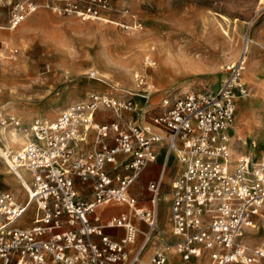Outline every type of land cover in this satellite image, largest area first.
<instances>
[{
    "label": "built area",
    "instance_id": "1",
    "mask_svg": "<svg viewBox=\"0 0 264 264\" xmlns=\"http://www.w3.org/2000/svg\"><path fill=\"white\" fill-rule=\"evenodd\" d=\"M40 7L83 21L114 12L108 0H0V31L15 30ZM248 42L246 35L239 60L226 68L229 75L215 94L167 97L151 113L135 102H147V95H117L111 86L108 94L91 93L67 106L54 121L35 120L23 130L27 140L17 152L0 148L24 193L0 190V264H166L171 250L186 262L264 264V243L242 241L264 219V161L235 157L229 134L237 100L248 92L240 82ZM89 78L98 80L92 71ZM12 127L21 129L20 122L0 115V128ZM161 152V170L146 185L144 207L132 188ZM171 162L180 167L170 185L172 242L159 224ZM115 207L126 209L105 215ZM149 248L153 252L144 259Z\"/></svg>",
    "mask_w": 264,
    "mask_h": 264
},
{
    "label": "rangeland",
    "instance_id": "2",
    "mask_svg": "<svg viewBox=\"0 0 264 264\" xmlns=\"http://www.w3.org/2000/svg\"><path fill=\"white\" fill-rule=\"evenodd\" d=\"M34 1L39 5L47 1L60 3V0ZM108 1L114 12H103L101 19L83 21L75 15L40 7L15 30L0 31V115L13 116L22 129L12 127L6 131L18 130L25 140L23 130L35 120L54 121L67 106L86 100L91 93L108 94L111 86L117 87V95L123 94L122 91L147 95L148 102L140 98H135V102L144 110H152L151 113L159 112L162 100L167 97L215 94L229 75L226 68L240 56L244 36L249 31L251 41L255 37L261 44L251 42L248 48L240 77L248 92L237 100L234 132L230 137L235 157L247 154L254 162L262 160L264 156L259 150L264 149V9L259 16L255 13L264 0ZM253 17V26L247 31V23ZM132 22L139 23L141 28L125 30L114 24ZM226 42L230 48L228 56L223 53ZM196 45L210 49L211 54L203 63L198 54H189V48ZM182 48L188 49L183 55L190 57L192 63L177 58L178 66L169 67V77L157 76L151 64L153 55L163 56L171 50L179 56L178 49ZM45 65H49V71ZM91 71L106 82L90 79ZM141 80L144 84L139 85ZM0 138L3 140L2 134ZM1 139L0 148L8 149ZM9 144L13 151L23 145ZM176 167L173 162L169 165L162 190L166 193L176 180ZM158 168L160 171L161 166ZM13 175L0 157V190L21 197L24 193ZM138 178L132 193L142 203L147 200V178ZM163 195L161 218L166 223L168 199H163ZM262 222L257 219L255 228L245 232L244 244L255 247L264 243V226L257 229ZM166 224L167 229L163 223L162 226L169 237L170 226ZM168 256L166 264L173 258L184 262L174 250ZM201 264H206L204 258Z\"/></svg>",
    "mask_w": 264,
    "mask_h": 264
},
{
    "label": "bare ground",
    "instance_id": "3",
    "mask_svg": "<svg viewBox=\"0 0 264 264\" xmlns=\"http://www.w3.org/2000/svg\"><path fill=\"white\" fill-rule=\"evenodd\" d=\"M264 9V5H262V7L255 13L257 16H259L260 14H261V11ZM226 37H229V33H227V35H226ZM230 38V37H229ZM253 39H252V41H251V39L249 38V42H248V45L246 46L247 47V53H248V46H249V44L252 42V43H254V45H256V46H259L261 43H260V41L258 40V39H256L255 37H252ZM227 42H228V40H227ZM226 42V48H225V50L223 51V53H225V55L226 56H228V53L226 54V52H229L230 51V48H229V46H228V43ZM229 45H230V42H229ZM224 46H225V44H224ZM232 46V45H231ZM151 48V47H150ZM207 50H205V48H202V46L201 45H196L194 48H189V51H190V53L189 54H191V53H194V54H198V60L200 61V62H205V60H206V56H208L209 54H211V52H210V49H208V48H206ZM149 49H147V51H148ZM152 50V49H151ZM187 48H182V49H178V51H179V53H178V55L179 56H175L174 55V53H172V51L171 50H168L167 51V54L164 56H162V53H158V54H155V55H153V58H154V60H153V62H151V64H152V66L155 68V70L157 71L156 72V74H157V76H160V77H169V75H170V71H169V67H174V66H178V64L177 63H175V62H177V58H180V59H182L183 60V62H186V63H188V64H190V63H192V59L190 58V57H188V56H185V55H183L184 53H186L187 52ZM151 53V52H150ZM147 54V53H146ZM148 56V55H147ZM241 56V55H240ZM240 56L238 57V59L236 60V62L239 60V58H240ZM241 59H242V57H241ZM182 60H180V61H182ZM246 60H247V56H244V63L246 62ZM235 62V63H236ZM125 68V67H124ZM94 72V71H93ZM98 74H99V72H98ZM98 79H100V80H102V81H104V82H106L104 79H102V78H98ZM259 80V79H258ZM143 80H141L140 82H139V85L140 84H142L143 82H142ZM225 81V80H224ZM260 82V81H259ZM144 84V83H143ZM233 129V128H232ZM231 129V130H232ZM231 130L229 131V133L231 132ZM18 130H15V129H10L9 131H6V130H4V129H0V134H2V138H3V140H2V142L8 147V148H10V146L9 145H11V144H9V143H13V144H18V145H22V144H24L25 143V141L27 140V137H26V135H25V137L23 136V138L25 139V140H23L22 138H21V135L17 132ZM234 132V131H233ZM23 140V141H22ZM5 141V142H4ZM6 149V148H5ZM11 149V148H10ZM14 152H17L16 150L14 151ZM259 153H261L262 154V157L264 156V149H260L259 150ZM261 161H264V158L261 160ZM254 162V161H253ZM258 162V161H257ZM255 163V162H254ZM10 171V170H9ZM10 173H12L11 171H10ZM6 174H9V173H6ZM8 177V176H7ZM15 179H16V177H14ZM11 179H13V178H11ZM14 181V180H13ZM16 181V180H15ZM17 190H19V187H17L16 188ZM168 198H170V197H168V195H165L164 196V198L163 199H165L166 201H167V199ZM263 220V224H261V226H259L257 229H260L261 227H263L264 226V219H262ZM169 223V222H168ZM164 224V223H163ZM165 225V224H164ZM255 228V226L253 227V229ZM173 251V250H172ZM184 261V260H183ZM169 264H201V260L199 259V258H196V259H193V260H190L188 263H186V261L185 262H181L179 259H177V258H173V259H171L170 261H169Z\"/></svg>",
    "mask_w": 264,
    "mask_h": 264
},
{
    "label": "crops",
    "instance_id": "4",
    "mask_svg": "<svg viewBox=\"0 0 264 264\" xmlns=\"http://www.w3.org/2000/svg\"><path fill=\"white\" fill-rule=\"evenodd\" d=\"M246 35H248V37L250 36V33H249V31L245 34V36ZM244 36V37H245ZM252 46V43H250L249 44V46H248V48L249 47H251ZM249 52V51H248ZM100 82H103V81H101V80H99ZM104 83V82H103ZM148 102V101H147ZM160 111V110H159ZM101 115H103V113H98L97 115H96V119H97V121H99L100 120V118H101ZM100 122V121H99ZM233 130L234 129H232L231 130V132L229 133L230 134V136L231 135H233ZM163 147V145H161V148ZM158 162H156V163H154V164H150L142 173H141V175H140V177H144V178H147V181H146V184H148V182H150V181H153V180H155V178H156V176L158 177V175H159V173H160V171H159V168H158V166H161V164H162V162H163V152H161L160 153V155H159V157H158V160H157ZM261 161V160H260ZM174 163V162H173ZM180 169V167L179 166H177L176 167V170H175V174H176V177H177V175H178V170ZM169 173V172H168ZM167 173V174H168ZM152 176V177H151ZM148 177H150L149 179H148ZM175 177V178H176ZM134 187H135V185H134ZM133 187V188H134ZM164 187V186H163ZM133 188H132V190H133ZM162 190H163V188H162ZM133 194V193H132ZM147 194V193H146ZM162 194H164V195H168V197H170V198H172L171 197V190H170V192L169 193H166V192H164V191H162ZM134 195V194H133ZM163 195V196H164ZM138 197V196H137ZM170 198H168V215H169V206H170ZM147 200H146V202H142V203H139L140 205H142V206H144V207H146L147 206ZM161 209H162V202L160 203V207H159V224H160V227H161V229H162V231L164 232V234H165V236H166V239L168 240V241H170V242H172L173 241V237H172V233H171V225H170V221H169V216H168V221L167 222H169L168 224H169V226H170V236L168 237L167 236V233H165V230H164V228H163V226H162V223H164L165 225V228H166V226H167V222L165 223V222H163V220H162V218H161ZM122 211H125V210H123V208H120V207H115V208H110V209H108L107 211H106V213H105V215H111V214H116V213H119V212H122ZM142 228L144 227V226H141ZM167 229V228H166ZM167 231H169V230H167ZM107 234H114V235H117V236H120L121 234H122V232L120 231V230H109V231H107L106 232ZM152 252H153V249L152 248H149L148 250H147V252L144 254V259H147L149 256H150V254H152ZM171 252V251H170ZM170 252H167V257H169L168 256V254L170 253ZM192 260V259H191ZM183 261V260H182ZM185 262V261H184Z\"/></svg>",
    "mask_w": 264,
    "mask_h": 264
}]
</instances>
